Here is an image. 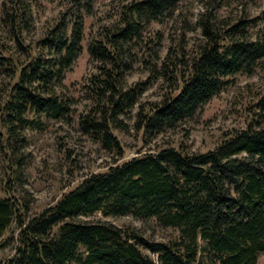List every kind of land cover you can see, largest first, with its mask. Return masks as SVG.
<instances>
[{
    "label": "trees",
    "instance_id": "1",
    "mask_svg": "<svg viewBox=\"0 0 264 264\" xmlns=\"http://www.w3.org/2000/svg\"><path fill=\"white\" fill-rule=\"evenodd\" d=\"M180 1L128 0L115 22L88 39L96 71L82 86L88 105L77 126L118 158L123 152L113 130L140 133L148 143L175 132L235 75H254L264 59V31L256 37L249 33L261 18H224L210 3L196 19L200 38L192 53L185 52L183 32L170 38L160 56L163 34L143 35L151 24L180 23L184 30ZM93 3L60 0L64 8L27 45L23 34L32 31L41 0H1L0 30L14 47L3 44L0 35V161L17 186L25 171L22 143L28 126L42 118L70 120L71 100L60 89L82 51L84 18L92 15ZM138 63L148 76L128 84ZM159 79L167 92L159 101H141ZM246 109L245 127L222 134L212 149L188 152L164 142L153 153L85 176L36 215L28 216L26 198L6 191L0 196V237L12 223L17 234L4 264H257L264 255V94ZM133 111L130 128L125 119H132ZM97 214L153 223L166 235L153 241L130 225L95 219Z\"/></svg>",
    "mask_w": 264,
    "mask_h": 264
},
{
    "label": "rangeland",
    "instance_id": "2",
    "mask_svg": "<svg viewBox=\"0 0 264 264\" xmlns=\"http://www.w3.org/2000/svg\"><path fill=\"white\" fill-rule=\"evenodd\" d=\"M128 0H94L92 15L84 18V41L82 51L74 64L65 72L60 92L71 100L70 120H53L42 118L39 125L31 124L23 134L22 158L25 171L20 186L25 190V196L14 179L5 174L0 161V196L13 193L26 198L29 204L28 216H33L53 205L62 194L74 188L85 176L102 173L110 165L119 164L143 153H153L158 147L168 142L173 147H182L188 152H205L212 149L221 139L222 134L231 130H241L246 125L248 116L247 107L252 106L264 94V59H262L252 76L237 74L233 77L230 86L220 95L212 98L205 104L196 118L187 122L181 129L172 133L160 135L150 143L144 142L142 135L134 131L124 134L113 130V135L120 143L123 155L116 157L112 153L103 151L99 144L91 142L83 136L77 126L78 114L83 113L88 105L82 89L88 77L95 73V64L90 60L87 52L88 39L96 35L101 26H108L118 19L121 6ZM60 0H41V7L34 11L33 29L23 34L25 44L33 43L42 32L48 28L54 18L63 8ZM1 3V0H0ZM215 5V12L221 17L243 15L248 18L259 17L249 29L252 37L259 36L264 31V0H181L178 11L186 15L187 25L184 30L181 24L173 22L167 25L151 24L143 38L152 33L163 34L160 56L166 53L170 46V38L179 37L184 32V42H187L185 52L190 55L193 42L200 38V30L196 27V19L206 5ZM262 16V17H260ZM176 31V34H174ZM0 35L7 47H14L7 34L0 30ZM146 40V39H144ZM141 54V53H139ZM142 55V54H141ZM140 55V57H141ZM5 56H8L5 55ZM22 60V58H20ZM140 62V61H139ZM148 73L143 66L135 65L134 72L126 77L128 84L143 80ZM1 81V80H0ZM166 84L159 79L158 83L150 87L141 98V101H159L167 92ZM132 119H125L131 128ZM17 187V189H16ZM95 219H103L99 214ZM117 227L130 225L139 229L153 241H159L165 236L153 223H141L131 217L103 219ZM17 225L12 223L0 237V264L12 256L15 247ZM257 264H264V255H261Z\"/></svg>",
    "mask_w": 264,
    "mask_h": 264
}]
</instances>
